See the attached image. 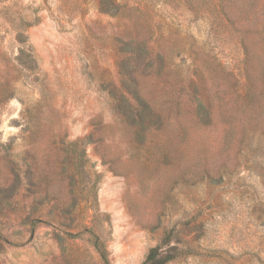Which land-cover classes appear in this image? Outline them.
I'll use <instances>...</instances> for the list:
<instances>
[{
	"label": "rangeland",
	"instance_id": "rangeland-1",
	"mask_svg": "<svg viewBox=\"0 0 264 264\" xmlns=\"http://www.w3.org/2000/svg\"><path fill=\"white\" fill-rule=\"evenodd\" d=\"M167 232L168 264H264V0H0V264Z\"/></svg>",
	"mask_w": 264,
	"mask_h": 264
},
{
	"label": "trees",
	"instance_id": "trees-1",
	"mask_svg": "<svg viewBox=\"0 0 264 264\" xmlns=\"http://www.w3.org/2000/svg\"><path fill=\"white\" fill-rule=\"evenodd\" d=\"M120 48L118 49V53L120 55V62L122 64H126L129 60L135 59H143L150 60L151 55L144 47V42L138 40H129L125 43L119 44ZM125 102L128 103L127 113L126 115H130L129 118H137V124L145 125L149 124L151 121V113L148 112V106L144 104L141 98L135 96L132 98V102L130 103L128 99L123 98ZM199 105L203 106V104L199 101ZM130 111V112H129ZM171 243V233L167 232L162 240L149 249L144 260L141 264H168L175 259H177L181 254L178 252L177 248L170 245ZM93 245L96 251L99 254V257L103 264H110L107 253L103 245L98 241V239H94Z\"/></svg>",
	"mask_w": 264,
	"mask_h": 264
}]
</instances>
